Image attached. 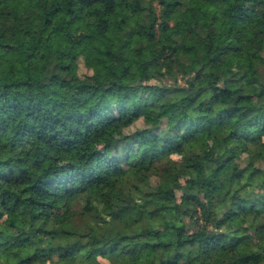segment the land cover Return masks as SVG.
<instances>
[{
    "label": "trees",
    "instance_id": "16d2710c",
    "mask_svg": "<svg viewBox=\"0 0 264 264\" xmlns=\"http://www.w3.org/2000/svg\"><path fill=\"white\" fill-rule=\"evenodd\" d=\"M0 52V264H264V0H0Z\"/></svg>",
    "mask_w": 264,
    "mask_h": 264
},
{
    "label": "rangeland",
    "instance_id": "374dc122",
    "mask_svg": "<svg viewBox=\"0 0 264 264\" xmlns=\"http://www.w3.org/2000/svg\"><path fill=\"white\" fill-rule=\"evenodd\" d=\"M10 64H14L17 67H22V60H18L17 57H8L5 53L0 52V67L7 68ZM41 62L39 59L33 61L31 72L34 76H38L41 73ZM169 85V83H166ZM187 174L184 173L182 178H186ZM103 264H107L106 261Z\"/></svg>",
    "mask_w": 264,
    "mask_h": 264
}]
</instances>
